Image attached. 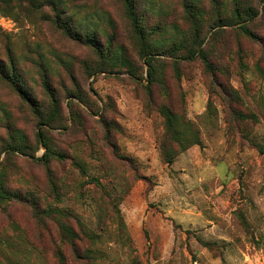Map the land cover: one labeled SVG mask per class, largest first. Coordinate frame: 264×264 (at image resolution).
<instances>
[{"label":"rangeland","instance_id":"rangeland-1","mask_svg":"<svg viewBox=\"0 0 264 264\" xmlns=\"http://www.w3.org/2000/svg\"><path fill=\"white\" fill-rule=\"evenodd\" d=\"M135 3L0 13V264H264V0Z\"/></svg>","mask_w":264,"mask_h":264},{"label":"trees","instance_id":"trees-1","mask_svg":"<svg viewBox=\"0 0 264 264\" xmlns=\"http://www.w3.org/2000/svg\"><path fill=\"white\" fill-rule=\"evenodd\" d=\"M70 0H0V13L6 16H9L13 18L16 22H19L22 20V15L31 16L34 12H43L44 9H49L54 14V20L56 24H61L65 32L70 35L71 37H74L77 39V41L82 42L85 41L86 44L91 45L93 48L95 47L97 49L98 44L95 41V37H88V36H80L78 34H74L71 30V23L70 20L67 24H63L62 16L65 14V11H69L68 4ZM125 5L128 13V18L132 22L133 26L135 27V30L140 36V39L144 42L145 40V34L144 29L142 27L141 17L137 12L136 3L135 0H125ZM190 13L193 14L192 10H190ZM240 16V15H238ZM256 15L252 13L251 11H248V15L241 20L244 25L241 26V30L243 33H245L247 36L256 39L257 37L252 33V31L248 28L247 23L251 22ZM223 23V22H221ZM195 25V23H194ZM199 29H194V37L195 42L197 43L199 40ZM85 37V38H84ZM99 49V48H98ZM98 52H102L100 50H97ZM144 57L146 58V64L149 66V74L152 78L155 74V65L153 64V54L150 51H144ZM197 58H201L207 67H210L208 56L206 52L202 49H191L189 51V54L184 57V60L193 61ZM2 68V67H1ZM6 78H10L9 75H6ZM12 83L16 84L15 77L12 79ZM46 89L48 92L53 95L51 86L48 82H46ZM21 96L28 100L27 95H25L22 91H20ZM165 116H166V123L169 131V135L173 140H178V136L182 135L183 133H180L179 129L177 128L176 122L177 119H175L174 114L169 111L168 109L163 110ZM49 123V122H46ZM39 142L42 147L46 148L45 155L39 160L41 162H44L46 165L50 164L51 158L53 154L51 153V149L49 148L48 142L46 141V136L44 133H39ZM197 144V143H194ZM9 150L11 152H19L24 155H29L27 150L22 149L20 147H14L10 146ZM164 155L167 157V155L164 152ZM169 162H173V159H170ZM1 169V167H0ZM2 170V169H1ZM16 196L10 192L7 188H5L3 183H0V203H4L6 201L15 200Z\"/></svg>","mask_w":264,"mask_h":264},{"label":"water","instance_id":"water-1","mask_svg":"<svg viewBox=\"0 0 264 264\" xmlns=\"http://www.w3.org/2000/svg\"><path fill=\"white\" fill-rule=\"evenodd\" d=\"M44 148V147H43ZM34 159H36V158H34Z\"/></svg>","mask_w":264,"mask_h":264}]
</instances>
